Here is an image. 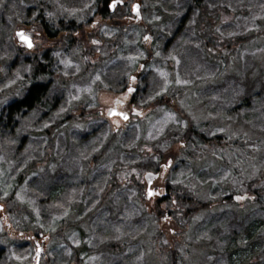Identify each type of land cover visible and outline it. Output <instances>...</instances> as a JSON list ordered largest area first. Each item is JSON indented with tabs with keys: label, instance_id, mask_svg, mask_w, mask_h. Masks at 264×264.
<instances>
[{
	"label": "rangeland",
	"instance_id": "rangeland-1",
	"mask_svg": "<svg viewBox=\"0 0 264 264\" xmlns=\"http://www.w3.org/2000/svg\"><path fill=\"white\" fill-rule=\"evenodd\" d=\"M52 1L61 7L58 13L77 19L84 15L91 17L95 0ZM132 1L125 4L126 8ZM137 1L143 11L142 21L149 25V34L152 33L149 39L157 44L160 40V47L143 43L144 33L138 28L122 27L123 31L115 29L118 47L109 55L108 49L102 45L93 47V43H107L115 21L106 16L103 24L92 16L94 27L86 26L82 43L78 38L69 45V54L61 51L67 46L53 53L58 63V70L54 71L56 63L53 68L54 95H66L63 103L70 114L80 115L79 110L85 109L86 104L97 113L96 105H105V100L110 98L109 90H103L100 102L94 99V87L102 85L99 75H108L107 82L115 81L119 75L136 71L145 61V77L149 79L147 98H162L163 104L153 108L154 113L141 128L137 123L128 127L119 124L118 130L122 132L111 131L103 136L99 135L100 127L92 122L83 124L70 118L64 126L54 125L52 161L46 163L49 169L53 168L52 187L51 182L47 183L52 203L25 202L30 191L42 193L35 185L30 186V180L45 175L44 154L33 153L28 141L16 161L9 163L6 155H0V166L9 163L8 169L36 163L23 175L20 190L0 175V207H4L5 213L0 215V249L5 253L2 264L29 261L32 253L22 244L25 240L17 237V231L29 230L33 224L37 232L49 238L47 260L44 256L40 264H170L167 249L171 244L168 245V237L152 216L160 204L145 201L144 186L139 183H143V174L156 167L154 152H158L157 158L161 155V162L167 158L164 154L171 152L164 139L174 146L179 139L174 135H182L187 128L205 129L203 141L198 142L205 150L199 152L200 159L194 167L178 157L174 163L178 168L171 182L180 183L181 188L186 184L206 200L210 197L205 194L209 188H221L220 182L229 175L228 167L233 168L238 176L230 180L229 187L239 193L234 198V202H239L245 200V182L264 176V0ZM29 7L30 0H0V44L5 43L10 52L7 40L16 24L15 17L24 16ZM126 8L116 9L117 24L128 15ZM222 14L227 15L226 20ZM213 20L224 21L217 24ZM84 52L95 56L94 63H82ZM250 94L249 104L246 98ZM176 129L178 133L174 134ZM215 136L226 139L219 141ZM213 140L219 142V153L214 150ZM224 143H229L233 151L226 152L228 147L224 148ZM245 143L256 149L252 152L245 149L248 158L237 146ZM140 144L145 147L143 150ZM173 150L179 153L178 148ZM213 155H220L226 163L215 160ZM11 171L9 179L21 168ZM205 183H209V188L205 189ZM187 191L183 193L188 194ZM4 195L13 199L3 203ZM44 196H48L47 191ZM243 206L250 220L256 217L260 225L264 220L261 211L254 213L252 205L247 203ZM214 215L201 212L191 217L193 224L188 226L189 234L184 241L196 244L190 232L194 233L197 226H206ZM181 218L169 216L168 219L178 228L182 227ZM161 227L168 229L167 224L162 223ZM222 236L224 245L228 241L227 231ZM215 251L223 253L221 248ZM219 252L211 257L216 261L214 264L222 261ZM232 257L234 261L237 259L235 255ZM181 259V264H213L206 263L205 253L194 248H189Z\"/></svg>",
	"mask_w": 264,
	"mask_h": 264
},
{
	"label": "flooded vegetation",
	"instance_id": "flooded-vegetation-1",
	"mask_svg": "<svg viewBox=\"0 0 264 264\" xmlns=\"http://www.w3.org/2000/svg\"><path fill=\"white\" fill-rule=\"evenodd\" d=\"M128 1L95 0L91 9V17L84 15L77 19H69L61 12L58 13L61 7L55 1L53 4L52 0H30V7L24 12V16H20L19 14L18 17H15L16 24L10 32L11 38L7 40L11 45V52L5 48V43L0 44V77H2L0 79V155H6L9 163L14 162L23 146L29 141L32 144V152L37 155L44 154L46 159L45 175L40 176L38 179L33 177L30 180L31 183L29 182L30 186L32 184L35 185L42 193L30 191V196L25 201L29 205H44L53 201L51 190L47 188L48 182H51L52 187L53 168L49 169L46 163L51 164L52 161V131L54 125L64 126L70 118L83 124L92 122L94 126L100 127L101 130L98 131H101V134L99 135L103 136L111 131L122 132L120 131L122 129L118 130L119 124L128 127L133 123H137L141 128L150 115L154 113L153 108L155 103L152 105V102L155 101L147 98L149 79L145 77V61L142 62L136 71H131L124 76L119 75L115 81L107 82L105 77L108 75H99V81L102 82V85L94 87V99L96 103L100 102V97L104 95L103 90L105 92L109 90L108 94L110 98L105 100V105H96L97 113L91 105L86 104L85 109L81 108L79 110L81 112L80 115H74L75 112H71L70 114L65 102L63 103L66 100V95H54V71L58 70V63L53 53L61 50L59 48L67 46L61 51L69 54V45L75 44L78 38L82 43L81 36L86 26L89 29L94 27L95 22L92 16H95L100 22L106 16L112 22L115 21V25L112 28L113 32H110L108 40L109 47L108 42L106 43L105 41L93 43V47H100L102 45L106 50L108 49L109 55L118 47L119 38H117L115 32L116 28L121 31H123L122 27L138 28L144 33L143 43L148 41L147 39L150 36L148 32L149 25L145 26V23L142 21L143 11L140 9L139 2L133 0L130 7L126 8L125 4ZM134 4L139 6L140 21L135 20L130 13L131 6ZM117 8H126L128 13L123 20L119 21L120 24L116 23L117 19L115 20ZM9 14L10 12L8 11L7 15ZM226 19L227 16L224 17V20ZM102 23L105 24L104 22ZM18 33H23L32 46L28 47L17 35ZM94 58L95 56L86 55L84 52L80 59L82 63L91 64L94 63ZM55 63L57 69L53 71ZM34 88H38L39 93L29 105H25L24 100ZM110 111L112 114H110ZM190 130H194L195 132L194 134H190L189 137L192 146L194 145L193 140L197 142L203 141L205 129L194 127ZM215 138L223 141L219 136H215ZM164 141L166 146L170 145L169 140L164 139ZM181 146H184V144ZM185 150V152L188 151V149ZM157 153L154 152L153 158L156 167L147 171L155 175L150 186L153 195L149 199L145 198V201L154 200L159 204H165L166 202L174 203L176 199L174 200V196L171 195L170 190L171 188L180 189L181 184L171 182V176L178 168L174 163L178 157L181 158L182 150L178 154L174 150L166 152L164 155H167V158L162 160V162L155 155ZM23 158L26 160V155ZM8 165L0 166V175L4 179L7 178L10 185H13V187L17 186L20 190L24 183L22 182L23 175L29 173L36 163L22 164L11 169H8ZM17 167H20L21 171L18 174L16 173L12 179H9L8 173ZM139 185L142 188L144 186L143 195H145L146 185L141 182ZM185 186L187 187L186 184ZM41 187H46V190L41 189ZM46 191L48 192L47 197L44 196ZM6 196L4 195L2 198L3 203L10 202L13 199V197ZM3 208L0 207V215L5 216ZM17 232V237L25 240L22 244L26 245L27 249L32 253V255L28 256L29 261L24 264H40L41 259L44 256L46 258V250L48 251L49 249L48 236L42 232H37L35 224L29 230L23 229ZM24 245L23 247L25 248ZM4 256V250L0 249V259Z\"/></svg>",
	"mask_w": 264,
	"mask_h": 264
},
{
	"label": "trees",
	"instance_id": "trees-1",
	"mask_svg": "<svg viewBox=\"0 0 264 264\" xmlns=\"http://www.w3.org/2000/svg\"><path fill=\"white\" fill-rule=\"evenodd\" d=\"M222 16L224 17L227 15L222 14ZM199 18H201L200 15ZM201 20L203 24V19L201 18ZM223 21H215V23L222 24ZM150 36H152V33ZM249 37H247V40ZM236 40L239 41L238 39ZM147 42L160 47L161 41L158 40L157 44L154 39H149ZM38 93V88L32 89L28 97L24 100V104L29 105ZM154 101L155 108L163 104L162 98L154 99ZM165 102L170 104L169 100H166ZM246 102L249 104L252 102L251 94L247 96ZM187 129L188 130H185L182 135H175V137L179 139L173 144L174 147L178 148L179 151L182 150L181 157H184L189 165L194 167L197 161L200 159L199 152L204 151L205 148L202 145L200 146V143L194 140V145L192 146L189 137L190 134H194L195 132L194 130H190V128ZM173 131L174 134L178 133L177 129ZM183 144L184 146H181ZM213 145L215 149L219 151V142L216 143V141L213 140ZM138 146L141 150L145 148L141 144ZM230 146L231 145L229 143H224L223 147H228L226 152L233 151L230 150ZM237 146L239 149L241 148V151L244 153V157L246 158H248V153H245V149L247 152L256 150L253 148L252 144L248 143L241 145L242 147L239 145ZM174 147L169 146L167 148L173 150ZM185 149H188V151L185 152ZM237 153L239 152L237 151ZM215 157V160L217 159L220 162H225V160H221L220 156ZM234 162H238L237 158L234 159ZM228 171V177L220 182L221 188L217 187V189L214 190L209 188V183L204 184V186H206L205 189L209 188V192L207 191L208 193H205L207 196H210L208 199L204 200L202 197L203 194H199L191 187L185 186L180 189L171 188L170 193L174 196V200L176 199V204L175 202H166L165 204H160V206L157 205L155 210L152 212L155 224L159 225V228H161L162 232L164 233L163 235L168 237V245L171 244L169 250L167 249V257L170 258V264H181L183 262L181 255L185 254L189 248H194L195 250L204 252L206 255V263L211 262L214 264L216 261L211 260V257L215 252H219H214V250L221 248L223 253H219L222 255V261H218L216 264H264V220L261 221L260 225H257L256 217L250 220V214L247 212L246 207L243 206L245 203L250 204L252 205V211L254 213H256L257 210H260L264 216V176L261 175V177L252 179L250 182H245L246 190L245 194L243 195L245 200L234 202V198L237 197L236 194L239 193L236 190L230 189L229 183L231 179L237 178L238 173L233 168L229 167ZM238 187L239 183L236 185V188ZM184 190H189L187 191L188 194H184ZM57 203L58 201L55 203V205ZM201 212H210L211 215H215L211 217L210 221L205 223L206 226H197L199 228H194V233L192 231L190 232V234H192L191 237H194L197 242L196 244H188L184 241V238H186L187 234H189L188 226L193 224V222L190 221L191 217H194ZM169 216H173V218L181 216L182 227L177 228L174 223L168 219ZM162 223L164 225L167 224L168 229H163L161 227ZM132 229L135 231V233H137V230H135L134 226ZM223 231H227L228 240L224 243V245L222 244ZM242 238L243 240L241 241ZM111 248L114 247L111 246ZM233 255L237 257L235 261L232 259ZM178 257L181 259L180 261L178 260ZM1 260L3 259H0V261ZM0 264H2V262H0Z\"/></svg>",
	"mask_w": 264,
	"mask_h": 264
},
{
	"label": "water",
	"instance_id": "water-1",
	"mask_svg": "<svg viewBox=\"0 0 264 264\" xmlns=\"http://www.w3.org/2000/svg\"><path fill=\"white\" fill-rule=\"evenodd\" d=\"M132 14L134 16H136L137 19H140V15L138 13V6L137 5H134L132 7ZM154 178H155V175L152 174V173H146L143 176L144 182L146 183V198L147 199H149L153 195L152 191L150 190V186H151L152 181L154 180ZM149 193H151V195Z\"/></svg>",
	"mask_w": 264,
	"mask_h": 264
},
{
	"label": "snow or ice",
	"instance_id": "snow-or-ice-1",
	"mask_svg": "<svg viewBox=\"0 0 264 264\" xmlns=\"http://www.w3.org/2000/svg\"><path fill=\"white\" fill-rule=\"evenodd\" d=\"M17 35L27 44L28 47H31L32 46L31 45V42L28 40V38L26 36H24L23 33H18ZM130 91H131V89H130ZM110 114H112L111 111H110ZM149 194L151 195V193H149Z\"/></svg>",
	"mask_w": 264,
	"mask_h": 264
}]
</instances>
